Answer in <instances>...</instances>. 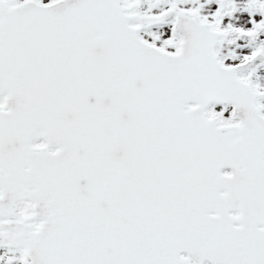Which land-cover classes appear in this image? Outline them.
Here are the masks:
<instances>
[{
  "label": "snow or ice",
  "instance_id": "6c2138e0",
  "mask_svg": "<svg viewBox=\"0 0 264 264\" xmlns=\"http://www.w3.org/2000/svg\"><path fill=\"white\" fill-rule=\"evenodd\" d=\"M0 264H264V0H0Z\"/></svg>",
  "mask_w": 264,
  "mask_h": 264
}]
</instances>
